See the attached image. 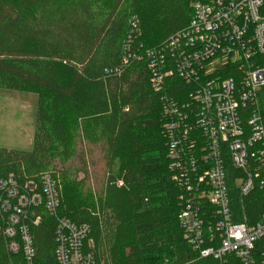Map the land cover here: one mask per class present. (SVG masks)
<instances>
[{"label":"trees","instance_id":"trees-1","mask_svg":"<svg viewBox=\"0 0 264 264\" xmlns=\"http://www.w3.org/2000/svg\"><path fill=\"white\" fill-rule=\"evenodd\" d=\"M190 1L0 0V89L36 96L30 149L0 146V178L49 174L59 196L55 216L88 225L95 264H217L198 258L182 236L183 191L171 178L161 93L145 62L129 59L118 74L106 72L126 54L131 16L133 44L156 47L186 25ZM255 61L264 65V55ZM171 81L166 92L179 100L185 85ZM258 100L264 126V87ZM97 161L103 181L92 191ZM232 170L230 206L253 219L264 209L262 191L241 200ZM54 224L42 212L31 227L37 264H54ZM14 262L0 240V264Z\"/></svg>","mask_w":264,"mask_h":264},{"label":"built area","instance_id":"built-area-1","mask_svg":"<svg viewBox=\"0 0 264 264\" xmlns=\"http://www.w3.org/2000/svg\"><path fill=\"white\" fill-rule=\"evenodd\" d=\"M189 8L184 27L147 49L133 44L137 19L131 16L126 54L106 72L143 60L151 88L161 93L171 178L183 191L177 217L191 250L217 264H264V209L252 219L231 208L226 183L230 166L231 174L239 172L233 178L239 198L257 188L264 203L258 100L264 65L255 61L264 55V0H191ZM172 78L185 85L179 100L166 92L174 89ZM58 204L49 174L0 178V240L14 264H37L31 227L42 212L55 217L54 264H95L88 225L55 216Z\"/></svg>","mask_w":264,"mask_h":264},{"label":"rangeland","instance_id":"rangeland-1","mask_svg":"<svg viewBox=\"0 0 264 264\" xmlns=\"http://www.w3.org/2000/svg\"><path fill=\"white\" fill-rule=\"evenodd\" d=\"M35 102V94L0 89V146L30 149L31 143L22 144L20 137H23L26 130L29 131V128L33 126ZM18 141L20 144L17 143ZM102 168V163L97 161L94 172L96 181H92L89 173L88 184L92 191L103 181ZM80 176L81 174H78L77 177L80 178Z\"/></svg>","mask_w":264,"mask_h":264},{"label":"crops","instance_id":"crops-1","mask_svg":"<svg viewBox=\"0 0 264 264\" xmlns=\"http://www.w3.org/2000/svg\"><path fill=\"white\" fill-rule=\"evenodd\" d=\"M33 123V122H32ZM32 128V129H31ZM31 128H29V131L26 130V133L23 134V137H20V142L22 144H27L29 145L31 143V138H32V132H33V126H31ZM28 129V128H27ZM20 142L18 141L17 143L20 144ZM9 146V145H8ZM4 147H7V146H4ZM13 147V146H12ZM17 147V146H15ZM28 147V146H27ZM9 148V147H7ZM19 149V147L17 148ZM24 150V149H23ZM27 150V149H26Z\"/></svg>","mask_w":264,"mask_h":264}]
</instances>
